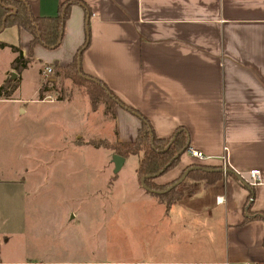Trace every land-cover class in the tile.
<instances>
[{"label": "crops", "instance_id": "obj_1", "mask_svg": "<svg viewBox=\"0 0 264 264\" xmlns=\"http://www.w3.org/2000/svg\"><path fill=\"white\" fill-rule=\"evenodd\" d=\"M25 1L31 14L42 18L56 17L59 6L72 0ZM79 1L91 13L88 46L80 55L82 72L147 119L157 139L168 140L183 129L188 148L204 156L197 160L185 152L155 183L169 184L190 165L224 167L246 183L250 171H259L249 205L248 190L220 171L187 175L175 189L176 200L153 205L163 211L170 241H182L171 260L160 264H264V218L244 221L249 209L251 216H264V0ZM69 14L59 48L36 45L32 60L51 68L73 62L87 39V18L79 5ZM31 40L29 32L15 27L0 32V41L18 46L24 57ZM0 50L9 52L7 66L0 65L5 82L15 72V54ZM41 73L33 105L44 110L43 122L51 129L66 131L69 100L46 101L54 91L40 99ZM20 88L19 82L11 98L0 102L14 105L17 117L30 118L34 110ZM111 124L121 144L134 142L141 127L140 119L121 107Z\"/></svg>", "mask_w": 264, "mask_h": 264}, {"label": "rangeland", "instance_id": "obj_2", "mask_svg": "<svg viewBox=\"0 0 264 264\" xmlns=\"http://www.w3.org/2000/svg\"><path fill=\"white\" fill-rule=\"evenodd\" d=\"M8 54L0 50L2 68ZM46 67L33 60L19 75L20 93L34 110L30 118L0 102V264L168 262L182 241H170L162 209L153 208L161 202L140 185V155L125 157L114 174L121 143L105 105L92 108L81 82L62 77L58 83L62 100H69L66 131L43 122L44 110L33 101L38 71L49 77Z\"/></svg>", "mask_w": 264, "mask_h": 264}, {"label": "trees", "instance_id": "obj_3", "mask_svg": "<svg viewBox=\"0 0 264 264\" xmlns=\"http://www.w3.org/2000/svg\"><path fill=\"white\" fill-rule=\"evenodd\" d=\"M74 5H79L85 10L86 18L88 15H91L89 8H87L86 5H84L79 0H72L62 3L58 8V15L56 17L42 18L34 17V15L31 14L28 2L25 0H0V30L2 29L3 25L4 29L15 27L17 30H24L27 33L29 32L32 36V40L29 43L30 49L27 57L22 55V52L18 46H9L0 41V49L9 48L15 54L11 66L12 71H15L17 74V78L14 81H5L0 86L1 100H9L14 94V91L19 86V75L22 71L26 70L29 67V64L33 61V50L36 45H41L48 50H55L59 48L60 41L65 31V23L69 18L70 10ZM4 19L5 23H3ZM85 45L86 44L84 43V46ZM84 46L78 49L76 55L74 56L73 62L70 65L66 67L56 66L52 68V73L48 75L49 77L44 78L42 82V86L40 88V99L43 98L42 94L45 92L54 91L60 96L58 100H62L64 91L62 87L58 88V83H61L62 77L71 79L74 84L77 81L81 82L83 85H85L84 88L87 90V95L92 108L95 109L99 103H102L105 105V114L111 118H114L116 107H121L140 119L141 127L138 130V136L136 140L132 143L118 144V148L116 149L117 154L121 157L140 155L138 168L136 170L138 179L143 176L154 175L158 172H162L160 177L165 175L178 165L181 157L177 159H174V157L183 150L184 146L187 145L188 133H186V131L183 129H178L174 132V135L169 137L168 140L157 139L147 119H145L138 111L128 107L126 104H123V102L121 103L113 94V92H111V90L108 89L100 80L92 76L85 75L82 70H80L81 74L90 80L78 75L76 69V57L79 52L82 53ZM49 79H55L56 83L49 82ZM93 80H96L98 83H94ZM173 138L174 140H172ZM189 167H192V165L186 167L185 170ZM193 174L203 177L206 175L214 176L215 173H206L200 170L192 171L188 175ZM227 175L230 176L229 174ZM180 177L166 185H159L155 183V180H146L145 184L147 188L152 191H162L169 188L170 185L175 183ZM239 184L242 186L240 182ZM175 189L176 188L172 189L169 193L162 195L153 193L150 194L154 197H158L161 203L170 205L173 200L178 198V195L174 194ZM246 190H248V200H250L254 196V189L252 186L248 185ZM248 214L249 216L245 217V222L251 219L264 218V216L262 217L258 214L251 216L252 212L250 209L248 210Z\"/></svg>", "mask_w": 264, "mask_h": 264}, {"label": "water", "instance_id": "obj_4", "mask_svg": "<svg viewBox=\"0 0 264 264\" xmlns=\"http://www.w3.org/2000/svg\"><path fill=\"white\" fill-rule=\"evenodd\" d=\"M6 19V18H5ZM5 19L3 20V23H5ZM88 20H89V15L87 16V19L85 21V29L87 28V24H88ZM4 29V25L2 27V29L0 31H2ZM86 36H87V39H86V42H85V46L83 47L82 50H84L87 46H88V29H86ZM80 55H81V52H79L77 54V57H76V69H77V72H78V75H80L81 77H84L80 70H81V59H80ZM10 80L9 81H14L17 77H16V73H11L10 75ZM85 79L87 80H90L89 78L87 77H84ZM49 82H53V83H56V80L55 79H49ZM94 83H98L96 80H93ZM174 140V138L172 139ZM188 150V143L186 146H184L183 150L180 151L175 157L174 159H177L179 157H181L182 155H184V153ZM124 161H125V158L124 157H121L119 155H113L112 157V164L114 166V174H118L121 169L123 168V164H124ZM166 169V168H165ZM164 169V170H165ZM163 170V171H164ZM204 171L206 173H215L216 171H220L221 173H224V174H229V175H233L241 184L243 187H245L246 189L248 188V183H246L242 178H240L237 174H235L233 171H230L228 169H225V168H221V169H211V168H208V167H204V166H192V167H189L185 170V172L183 173V175L175 182L173 183L172 185H170L169 188H167L166 190H162V191H158V190H155V191H152L150 189L147 188L146 184H145V181L146 180H154L155 178H158L160 177L161 173L162 172H158L154 175H150V176H143L139 179L140 181V185L141 187L147 191L148 193H153V194H158V195H162V194H166V193H169L172 189L176 188L177 186L181 185L184 181H185V177L192 171ZM252 201V198L249 200L248 202V205L251 203Z\"/></svg>", "mask_w": 264, "mask_h": 264}, {"label": "built area", "instance_id": "obj_5", "mask_svg": "<svg viewBox=\"0 0 264 264\" xmlns=\"http://www.w3.org/2000/svg\"><path fill=\"white\" fill-rule=\"evenodd\" d=\"M52 73V68L51 67H46L45 70H44V75H49ZM45 100L46 101H49V102H54V101H57L58 98H54L53 94H49L45 97ZM187 153L190 154V156L194 159H197V160H200V159H203L204 156L201 152H198V151H195L191 148H188V150L186 151ZM224 168V167H223ZM249 177L250 179L248 180V184L250 186H255V185H258L260 183V177H259V171L258 170H252L249 172ZM223 200L222 198H217V202L221 203Z\"/></svg>", "mask_w": 264, "mask_h": 264}]
</instances>
